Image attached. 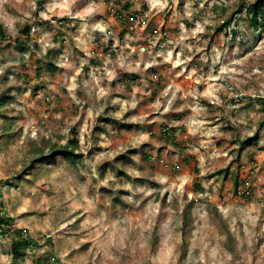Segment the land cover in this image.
Instances as JSON below:
<instances>
[{"label":"rangeland","instance_id":"374dc122","mask_svg":"<svg viewBox=\"0 0 264 264\" xmlns=\"http://www.w3.org/2000/svg\"><path fill=\"white\" fill-rule=\"evenodd\" d=\"M112 2L0 0L8 41L31 32L0 43V193L38 243L21 264H264V14L252 28L240 0H122L143 15L119 23ZM72 132L75 164L27 169Z\"/></svg>","mask_w":264,"mask_h":264},{"label":"trees","instance_id":"16d2710c","mask_svg":"<svg viewBox=\"0 0 264 264\" xmlns=\"http://www.w3.org/2000/svg\"><path fill=\"white\" fill-rule=\"evenodd\" d=\"M263 0H255L253 2H247L246 0H240V3L238 4V9L234 12V15H238L241 11L246 10L245 12L249 16V26L252 28H255L258 26V22L262 15L264 14L263 11ZM42 4V3H41ZM42 6V5H41ZM131 3L122 2V0H113L112 6L110 10H107V16L110 13L111 17L114 20H117L119 23L125 20L127 17H133L132 19H139V17H142V13H134L131 12ZM230 17L226 25H230L232 20ZM49 22H40L39 20L34 21V25L37 26H44L48 25ZM225 25V24H224ZM225 25V26H226ZM224 26V27H225ZM123 32L119 35L122 36ZM31 32H30V25L23 26L22 29H20L17 33L16 38L8 41V38L5 37L4 32L0 30V43L4 45L5 48L11 47V42L13 41L14 47L25 49L26 44L23 42L24 40H30ZM55 39V38H54ZM40 62L38 61V64ZM42 67L44 70H46L49 73H53L56 71L55 67L52 65V63L48 62L47 64H42ZM133 79H137V76L134 75H128L124 76L122 80L131 81ZM252 107V106H251ZM182 132L181 128L179 126H173V127H166L164 124H161L160 128L157 132L154 133V137L158 141V143L163 144L164 146L172 145L173 147H177V151L182 149L178 146L181 145L180 140L177 138V136ZM72 138L68 141V143L65 146H58L55 143H51V141H48L46 144V149L40 148L36 150V156L33 157L29 164L27 169L28 170H34L37 169V167H42L44 165H47L52 159H54L55 155H61L62 159L65 161L75 164L77 159L79 158V155L75 154L76 149H78V140L75 136V133H71ZM257 141L256 136L250 138L248 141L241 142L242 147L249 143L251 145L255 144ZM181 155V153H178ZM146 158H150V156H146ZM181 160L185 163V165H188L191 167L193 165V158L190 156H182ZM176 169V168H175ZM194 174H196L198 171L196 168L194 169ZM7 183V182H5ZM233 187L234 192L236 195L247 197L248 192L241 193L239 192L238 187L239 183L237 181V178H233ZM3 183L0 182V190L3 187ZM5 185H8L5 184ZM5 207L2 203V195L0 193V237H9V243H10V258H11V264H21L24 261V258L26 256V252L30 249H33L34 247H38V243L33 240L24 230L21 229H13L12 223L13 218L9 217L5 212ZM190 211V206H188L184 212H183V219L186 220L188 217ZM9 229V230H6ZM9 235V236H7ZM56 258L52 256L50 253L41 255L37 257L33 264H57Z\"/></svg>","mask_w":264,"mask_h":264}]
</instances>
